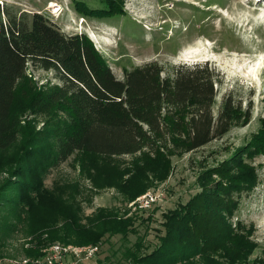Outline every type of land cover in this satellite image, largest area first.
Listing matches in <instances>:
<instances>
[{
    "label": "rangeland",
    "instance_id": "obj_1",
    "mask_svg": "<svg viewBox=\"0 0 264 264\" xmlns=\"http://www.w3.org/2000/svg\"><path fill=\"white\" fill-rule=\"evenodd\" d=\"M116 1L121 14L93 18L76 13L75 4L108 10L106 0H0V17L3 12L27 18L39 14L66 35L89 36L119 80L124 71L151 62L162 67L163 78L172 77L176 66L208 62L220 77L214 114L222 97L232 94L242 108L250 109L251 119L197 152H186L185 141L175 138L177 145L155 150L162 145L156 140L152 150L133 155L76 152L52 167L53 133L67 117L57 107L42 114L28 111L35 91L58 83L53 72L28 66L15 93L16 142L0 152V264H41L55 244L72 250L98 248L92 258L75 264H139L137 260L159 247L167 230L180 229L173 219L176 211L205 187L237 174L220 177L208 171L247 144L264 118V5ZM246 162L254 169L256 184L249 192L233 193L237 208L221 227L228 239L218 236L221 248L203 256L183 250L169 264H264V156ZM147 193L154 202L140 208L137 201ZM173 238L168 244L186 242L185 235Z\"/></svg>",
    "mask_w": 264,
    "mask_h": 264
},
{
    "label": "trees",
    "instance_id": "obj_2",
    "mask_svg": "<svg viewBox=\"0 0 264 264\" xmlns=\"http://www.w3.org/2000/svg\"><path fill=\"white\" fill-rule=\"evenodd\" d=\"M105 5L108 10H89L82 3L74 7L76 13L93 18L122 13L116 0H106ZM3 16L0 17V152L16 142L19 118L12 114L15 93L28 66L51 71L58 81L35 91L26 104L28 111L42 114L57 107L67 117L63 127L53 133L52 167L76 152L93 157L133 155L143 149L152 150L156 140L162 145L155 150L169 148L171 143L177 145L175 138L185 141L186 152H197L232 128L246 126L251 119L250 109L242 108L232 94L222 97L214 114L220 77L208 62L176 66L170 78H163L162 67L151 62L124 71L123 79L119 80L84 34L66 35L39 14L27 18L3 12ZM258 154L264 156V118L247 144L208 171L220 177L225 172L237 171L231 181L220 180L205 187L176 211L179 213L173 219L180 229L167 230L159 247L137 263L169 264L184 255L183 250H188L190 256H203L221 248L217 237L228 239L227 230L221 228L222 221L232 218L237 208L232 195L249 192L255 186L254 169L246 161ZM176 235L182 239L185 235V244H168ZM236 256L237 252L232 254V260Z\"/></svg>",
    "mask_w": 264,
    "mask_h": 264
},
{
    "label": "built area",
    "instance_id": "obj_3",
    "mask_svg": "<svg viewBox=\"0 0 264 264\" xmlns=\"http://www.w3.org/2000/svg\"><path fill=\"white\" fill-rule=\"evenodd\" d=\"M82 24V22L80 23ZM77 34H81L78 32ZM140 208H150L153 201V196L150 193L143 195L138 201ZM98 251L96 246L83 247L78 250H72L70 247H63L59 244L51 246L45 255V258L41 264H75L80 258L88 260L93 257Z\"/></svg>",
    "mask_w": 264,
    "mask_h": 264
},
{
    "label": "bare ground",
    "instance_id": "obj_4",
    "mask_svg": "<svg viewBox=\"0 0 264 264\" xmlns=\"http://www.w3.org/2000/svg\"><path fill=\"white\" fill-rule=\"evenodd\" d=\"M239 1V0H238ZM251 1V0H250ZM245 4L247 3V2H244ZM256 4H254L255 6H259V5H257V4H260V6L261 5H264V2L263 3H261V2H255ZM249 5H253V4H249ZM256 66V65H255Z\"/></svg>",
    "mask_w": 264,
    "mask_h": 264
},
{
    "label": "clouds",
    "instance_id": "obj_5",
    "mask_svg": "<svg viewBox=\"0 0 264 264\" xmlns=\"http://www.w3.org/2000/svg\"><path fill=\"white\" fill-rule=\"evenodd\" d=\"M82 34V33H81ZM93 43V42H92ZM95 46V49L98 51V49H97V47H96V45H94Z\"/></svg>",
    "mask_w": 264,
    "mask_h": 264
}]
</instances>
